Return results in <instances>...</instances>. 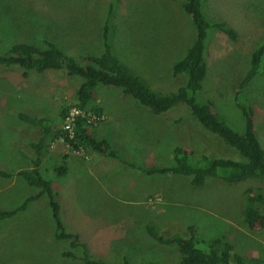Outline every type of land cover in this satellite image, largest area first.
<instances>
[{"label": "rangeland", "instance_id": "374dc122", "mask_svg": "<svg viewBox=\"0 0 264 264\" xmlns=\"http://www.w3.org/2000/svg\"><path fill=\"white\" fill-rule=\"evenodd\" d=\"M202 1L205 16L228 23L237 37L230 40L214 28L207 29L206 75L197 99L211 100L213 109L236 132L244 128L240 101L248 104L262 143L264 54L259 72L240 89L242 94L235 95L249 67L248 53L264 38V0ZM181 2L0 0V44L37 43L46 38L77 59L98 54L104 49V18L112 5L107 28L113 53L134 63L137 69L129 67L131 71L151 88L168 92L186 81L184 74L172 76L171 68L195 34ZM22 71L17 65L0 64V169L7 172L13 171L3 166L18 161L14 155L22 141L16 130L20 126L17 113L44 118L43 130L54 123L59 126L61 108L76 101V87L82 80L57 70L39 76L31 71L23 77ZM93 95L105 113L95 135L102 133L116 156L74 152L58 137L67 157L75 154L84 162L76 165L78 160L73 161L68 173L57 175L53 170L58 157L51 160L53 166L40 172L57 194L65 228L77 234L92 258H102L107 264H123L124 257L134 264H177L181 256L177 246L151 238L146 226L152 223L165 236L179 232L189 237L188 226H193L202 249L207 239L226 235L233 244L232 259L238 253L242 264H254L252 257L264 262V226L258 219L246 226L240 221L243 190L263 189L260 178L252 176L239 183L209 178L193 186L188 178L180 179L172 172L148 171L173 165L172 149L178 144L184 143L196 154L213 152L233 159H239L237 150L205 131L187 106L156 114L112 85L97 84ZM34 192L35 187L22 179L9 182L0 177V211L19 205ZM53 232L46 196L30 201L24 210L0 220V264H77L74 257H63L61 252L80 253L83 245L71 247L68 240L55 239Z\"/></svg>", "mask_w": 264, "mask_h": 264}, {"label": "trees", "instance_id": "16d2710c", "mask_svg": "<svg viewBox=\"0 0 264 264\" xmlns=\"http://www.w3.org/2000/svg\"><path fill=\"white\" fill-rule=\"evenodd\" d=\"M109 5V4H108ZM181 6L189 15L195 29V34L190 42L186 43L183 55L173 62L171 68L172 76L184 74L186 81L177 89L161 92L150 87L144 78L131 71V68L137 69L132 62L118 58L112 51V46L108 37L107 24L110 18L112 5H109L104 18L103 39L104 49L98 54H88L85 57L77 59L75 55L67 50L63 51L61 47L46 38L40 39L37 43L27 40L12 41L6 46L0 44V64L9 66L17 65L21 68L22 77L31 71L42 75L45 71H63L68 76L78 75L82 78L76 87V101L63 105L60 113V120L63 121L69 108L75 106L82 109L83 113L75 118L73 124V134L68 130L58 127L56 132L50 133L46 130L45 135L51 134L52 137H62L65 143H68L74 152H83L88 150L104 154L108 157H115L116 153L111 144L107 142L102 135H95L98 126L90 120L93 119L88 113L100 117L104 115L103 108L96 103L93 95L97 84L117 86L125 94L133 96L139 103L149 107L154 113L167 112L184 105L190 110V113L199 121L201 126L214 134L224 145H228L239 153V159L229 157H218L210 153H195L190 148L174 146L172 149V164L164 167H150L149 172L156 171L161 173L172 172L178 177L188 178L193 186L202 185L209 178H219L228 182H240L248 177L260 178L264 184V142H260L257 132L254 130V117L252 109L248 104L240 101V108L243 114V126L241 131L236 132L226 120L221 118L212 108V102L209 100L197 99V93L202 88L203 80L206 75V44L207 29L214 28L230 40H235L237 35L228 23L219 21H210L203 10L202 0H182ZM218 33V34H220ZM39 47V48H38ZM249 67L238 82V91L235 98L238 97L242 89L249 80L259 72L262 56L264 54V38L248 53ZM209 92V85L205 87ZM177 107V108H178ZM27 122L34 125H42L44 118H36L27 114L20 116ZM99 123V122H98ZM43 139L36 143V151L41 153ZM67 155L54 165V172L57 175L68 173L69 167L66 160ZM41 159L36 158L32 161L31 169H21L16 173L7 172L0 169V177L9 179L14 174L22 178L33 188L35 192L23 198L24 200L17 206L7 210L0 211V220L17 214L26 208L30 201H34L42 196H46L50 206L51 216L54 223L53 237L57 240H68L71 247L82 246L80 253H75L69 249L61 252L63 257H74L77 264H107L104 259L92 258L89 252H86L84 242L74 232L67 230L61 218L60 205L56 199V193L53 190L48 179L44 178L38 168ZM181 182V181H180ZM185 183V180L182 184ZM263 207V210H261ZM240 221L245 226L259 220L261 226H264V188H247L245 192V204L242 207ZM191 232L189 237H183L177 232L171 236L161 234L152 223L146 226L149 236L160 244H175L181 253L177 264H242V257L238 253L233 254V244L226 235L213 236L205 241L206 248H200L199 242L194 235V227L189 225ZM264 229V228H263ZM230 235V234H229ZM252 257V256H250ZM254 264H264L258 257L251 258ZM123 264L131 263L126 257L123 258ZM144 264V263H138Z\"/></svg>", "mask_w": 264, "mask_h": 264}, {"label": "crops", "instance_id": "0c3cea01", "mask_svg": "<svg viewBox=\"0 0 264 264\" xmlns=\"http://www.w3.org/2000/svg\"><path fill=\"white\" fill-rule=\"evenodd\" d=\"M22 112H18L17 113V118L20 120V126L16 127L17 132L20 133L21 135V142L19 143L20 147V151H16L14 156H17L18 158V163L15 162L14 166H12L11 164H6L3 167L6 169H11L13 172H17L21 169H31L33 164L32 161L34 158H36L38 156L39 159H41V161L39 162L38 168L39 171L41 172L42 170H47L49 169L51 166H53V163H51V160H56L59 157V161H61L64 157V155L66 154L64 151V147L63 144L58 142L56 139H58V137H52L51 134L49 135H45L46 134V130H48V128L50 129V133H53V131L56 132V127H54V125H56L57 123H54L53 125L50 126H46V129L43 130L41 128V125H34V124H30L28 123L24 118H21L20 116L22 115ZM26 114V113H25ZM105 114V113H104ZM27 115L32 116L29 114V112L27 113ZM34 117V116H32ZM39 119V117H36ZM60 118V116H59ZM98 128V126H97ZM30 129V130H29ZM55 129V130H54ZM26 135V139H22V136ZM102 136H104L102 133L100 134ZM43 139L42 142V149H41V153L36 151V148L34 147V145L38 142H40ZM95 153H93L94 155ZM101 154V153H99ZM103 156H106L104 154H101ZM107 157V156H106ZM19 159L22 161V163L19 162ZM72 160L71 163H69V161ZM69 166H72L73 161L78 160V164H82L84 161L81 159L80 156L75 155V154H71L68 155V157L66 158ZM57 163V162H56ZM47 167V168H46ZM18 179H21L20 177L14 175L11 178L7 179V181L11 182L13 181H17ZM23 180V179H22ZM54 190V188H53ZM55 191V190H54Z\"/></svg>", "mask_w": 264, "mask_h": 264}, {"label": "built area", "instance_id": "2783aa9c", "mask_svg": "<svg viewBox=\"0 0 264 264\" xmlns=\"http://www.w3.org/2000/svg\"><path fill=\"white\" fill-rule=\"evenodd\" d=\"M82 113H83L82 109H79L78 107L73 106V107L70 108V110L66 114L65 119H64L63 128H64V130H68L70 135L73 134V124H74L75 118L77 116L81 115ZM88 115L90 117H92L93 119H98L99 120V119L102 118V116L96 117V116H94V115H92L90 113H88ZM90 120L93 122V124L96 123L95 120H92V119H90Z\"/></svg>", "mask_w": 264, "mask_h": 264}, {"label": "clouds", "instance_id": "9594fccd", "mask_svg": "<svg viewBox=\"0 0 264 264\" xmlns=\"http://www.w3.org/2000/svg\"><path fill=\"white\" fill-rule=\"evenodd\" d=\"M220 32V31H219ZM209 101H211V100H209ZM73 103H74V101H72ZM213 104V103H212ZM212 108H213V105H212ZM62 109V108H61ZM70 110V108L68 109V111ZM215 112H217V113H219V111L217 110V109H213ZM68 111H67V113H68ZM169 111V110H168ZM189 112H190V110H189ZM66 113V114H67ZM191 114V113H190ZM192 115V114H191ZM66 116V115H65ZM193 116V115H192ZM194 117V116H193ZM105 118V114L102 116V118L101 119H99L95 124H98V122H100V121H102V119H104ZM195 118V117H194ZM61 119V118H60ZM64 119H65V117H64ZM196 119V118H195ZM197 120V119H196ZM61 121V120H60ZM198 121V120H197ZM198 123H199V121H198ZM200 124V123H199ZM63 125H64V120L63 121H61V124L58 126V127H62L63 128ZM201 125V124H200ZM57 127V128H58ZM202 127V126H201ZM56 128V129H57ZM64 129V128H63ZM205 131H207V130H205ZM209 132V131H208ZM210 133V132H209ZM212 134V133H211ZM214 135V134H213ZM215 136V135H214ZM217 137V136H216ZM218 138V137H217ZM218 139H220V138H218ZM208 144H209V142H208ZM72 149V148H71ZM27 169H29V168H27ZM13 173H16V172H13ZM15 175V174H14ZM13 175V176H14ZM22 179V178H21ZM217 179H219V178H217ZM222 180V179H221ZM223 181H225V180H223ZM225 182H228V181H225ZM235 183V182H234ZM246 189L247 188H245L244 190H243V197H244V201H243V206H244V204H245V192H246ZM263 208V207H262Z\"/></svg>", "mask_w": 264, "mask_h": 264}, {"label": "bare ground", "instance_id": "6f19581e", "mask_svg": "<svg viewBox=\"0 0 264 264\" xmlns=\"http://www.w3.org/2000/svg\"><path fill=\"white\" fill-rule=\"evenodd\" d=\"M39 48V47H38ZM31 124V123H30ZM30 130V129H29Z\"/></svg>", "mask_w": 264, "mask_h": 264}]
</instances>
